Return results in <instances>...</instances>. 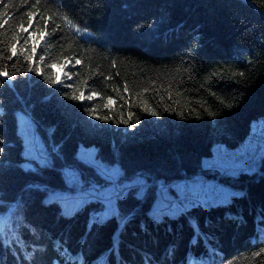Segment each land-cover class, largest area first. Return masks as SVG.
Wrapping results in <instances>:
<instances>
[{"label": "trees", "instance_id": "16d2710c", "mask_svg": "<svg viewBox=\"0 0 264 264\" xmlns=\"http://www.w3.org/2000/svg\"><path fill=\"white\" fill-rule=\"evenodd\" d=\"M33 62L43 76L27 71ZM4 70L15 75L0 77V264H204L210 254L216 264H264V162L236 176L201 164L214 140L234 145L264 116V0H0ZM57 76L73 87L52 84ZM82 91L97 95H65ZM93 107L113 118L89 116ZM19 110L59 160H25ZM80 143L126 176L201 171L240 188L174 211L152 209L153 187L130 190L117 212L90 215L97 197L64 211L47 196L68 187L62 163L83 170V185L102 181L76 156Z\"/></svg>", "mask_w": 264, "mask_h": 264}, {"label": "rangeland", "instance_id": "374dc122", "mask_svg": "<svg viewBox=\"0 0 264 264\" xmlns=\"http://www.w3.org/2000/svg\"><path fill=\"white\" fill-rule=\"evenodd\" d=\"M18 130L23 136L24 155L30 164L50 163L53 159L59 160V155L54 153L50 146L40 136L36 127L33 126L24 111H18ZM76 156L94 166L102 181L97 184L83 185V170L77 165L62 163L61 169L68 187L52 188L47 192L48 198L58 197L61 208L70 211L78 207L90 198L101 199V206L95 203L90 209V215L95 212L113 213L118 210V203L123 201L120 197L126 196L130 190L136 195H144L150 187H153L152 209L161 210L163 207L170 211L177 209V204L186 205L194 201H201L204 204H211L214 201L226 199L234 192H238L240 186L223 181L215 175H207L197 171L187 176H165L151 175L145 172H136L126 176L117 162H107L96 155L94 144L80 143L76 150ZM264 162V116H257L252 119L247 134L234 145H227L222 141L214 140L208 154L202 156L201 164L206 169H218L221 172L232 176L238 175L241 171L253 172L259 170ZM95 175V174H93ZM90 179H94L91 174ZM167 194L166 200H161L160 193ZM171 202L172 207H169ZM5 218V217H4ZM4 218H0V225ZM210 247H213L211 245ZM214 256L205 255V263H215ZM204 263V264H205ZM150 264V263H149Z\"/></svg>", "mask_w": 264, "mask_h": 264}, {"label": "snow or ice", "instance_id": "6c2138e0", "mask_svg": "<svg viewBox=\"0 0 264 264\" xmlns=\"http://www.w3.org/2000/svg\"><path fill=\"white\" fill-rule=\"evenodd\" d=\"M35 6V5H34ZM4 7H7V5H4ZM35 15L36 14H34V13H29V16L30 17H35ZM49 22V20L48 19H46V21H45V27H47V23ZM24 31L25 32H28V29H24ZM87 30H85V32H86ZM29 34V37H31L33 34L32 33H28ZM39 35H40V37L41 38H44L45 37V35H46V33H44V32H41V33H39ZM83 38V37H82ZM26 43H27V41H25ZM37 52V46L36 45H34L33 47H32V53L33 54H35ZM17 55V53H16V51H15V47L13 46V48H12V54L10 55V56H8L7 57V59L8 60H12L13 59V57H15ZM26 60H28L29 58L28 57H26L25 58ZM39 59H40V61H44L45 60V57L44 56H40L39 57ZM81 63V61L80 60H76V64H80ZM51 67H56V65H51ZM66 67H70V66H66ZM20 71V69H16V72L18 73ZM27 71L28 72H35L37 75H39V76H43L44 75V72H43V69L39 66V64H36V63H30V66L28 67V69H27ZM217 73H213V75H216ZM14 75H15V73H9V71H7V70H4V71H0V77H4V78H6V79H8V80H11V79H13L14 78ZM241 75H243V73H241ZM72 80V77L71 76H67V81H71ZM52 84H57V85H60L61 87H67V88H72L73 87V84L72 83H67L66 82V80H65V78L64 77H62V76H57L54 80H51L50 81ZM125 90H127V89H125ZM65 95L67 96V98L68 99H70V100H73V101H80L81 103H83V101L85 100V99H87V100H93L94 99V97H96V93L95 92H91V93H89L87 96H85V94H84V92L82 91L81 93H80V95H76L75 93H72V94H68V93H65ZM212 95H215V93H213ZM221 102H223L222 100H221ZM110 103H113V101H112V99H111V97H109V104ZM109 104H105L104 105V108H108L109 107ZM201 107H204V105H201ZM174 110V109H173ZM86 111H87V114L89 115V116H96V118L97 119H100V120H105V121H107V120H110V119H112L113 117L111 116V114H109V115H99V113H98V111H97V109H95L94 107L93 108H87L86 109ZM142 111H146V112H148L150 115H152V116H159L160 115V113L159 112H157L155 109H153V108H151L150 106L149 107H147V108H144V109H142ZM165 111H167V108H165ZM204 111L207 113V115L208 116H215L216 115V113L215 112H213V111H211L210 110V108H207V107H205L204 108ZM192 112L193 113H196V110L195 109H192ZM135 114L134 113H132V112H129L128 113V119H121V121L120 122H122V123H124V124H128L129 123V121L133 118V116H134ZM181 115H183V113H181ZM196 117L197 118H199V113H196ZM136 123L138 124L139 123V118H137V120H136ZM133 127H135V125H133ZM0 151H2V149H0ZM160 198H161V200H166L167 199V194L162 190L161 191V193H160ZM169 207L171 208L172 207V204H171V202H169ZM162 212H163V209L161 210ZM4 231V228H3V225H0V234H2V232Z\"/></svg>", "mask_w": 264, "mask_h": 264}, {"label": "bare ground", "instance_id": "6f19581e", "mask_svg": "<svg viewBox=\"0 0 264 264\" xmlns=\"http://www.w3.org/2000/svg\"><path fill=\"white\" fill-rule=\"evenodd\" d=\"M213 261H215V259Z\"/></svg>", "mask_w": 264, "mask_h": 264}]
</instances>
